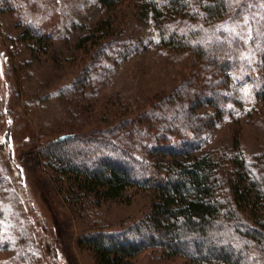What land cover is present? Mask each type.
I'll return each mask as SVG.
<instances>
[{"label":"rangeland","instance_id":"1","mask_svg":"<svg viewBox=\"0 0 264 264\" xmlns=\"http://www.w3.org/2000/svg\"><path fill=\"white\" fill-rule=\"evenodd\" d=\"M250 1L257 18L264 0ZM107 18L115 34L99 37L95 29ZM240 19L246 23L247 15ZM87 34L90 39L80 41ZM201 65L189 51L161 46L152 20H139L127 3L108 11L99 0H0V197L6 220L0 227V264H97L78 246V237L140 217L151 192L129 188L121 199L81 214L42 165L38 146L60 133L90 134L126 119H155L154 110L170 113L174 101L202 88ZM235 66L229 92L223 91L229 100L220 99L218 121L196 138V153L228 157L236 149L264 171L257 158L263 154L264 161V101L255 96L244 64ZM255 68L249 69L252 77L259 73ZM169 97L173 101L166 103ZM194 112L214 109L203 105ZM33 244L32 258L22 262L21 250ZM133 262L194 264L157 249L139 253Z\"/></svg>","mask_w":264,"mask_h":264},{"label":"trees","instance_id":"2","mask_svg":"<svg viewBox=\"0 0 264 264\" xmlns=\"http://www.w3.org/2000/svg\"><path fill=\"white\" fill-rule=\"evenodd\" d=\"M99 1L108 11L127 3L139 20L150 18L160 45L192 53L205 78L202 88L174 101L170 113L154 110L155 119L132 123L126 119L90 134L60 133L38 146L42 165L60 191V185L65 186V200L81 214L121 199L129 188L151 192L150 206L140 217L111 230L93 227L78 237V246L89 251L97 264H134L133 259L148 249L194 264H264L262 167L247 162L236 149L228 157L212 151L196 153L195 142L218 121L219 110L229 100L223 91L229 92L226 88L237 63L244 64L242 71L255 96L264 101L263 7L259 5L255 18L250 0ZM244 15L247 21L241 24ZM95 32H101L99 37L115 34L110 33L108 18ZM88 36L80 41H88ZM243 56L256 63L248 65ZM253 65L259 72L255 77L249 75ZM203 105L214 112L196 114L194 109ZM153 155L171 161L160 163ZM257 158L264 162L263 154ZM2 202L0 197V227L6 221ZM35 248L25 245L21 261L31 259L29 249Z\"/></svg>","mask_w":264,"mask_h":264}]
</instances>
